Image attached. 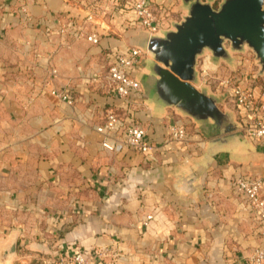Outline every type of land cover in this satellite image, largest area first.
<instances>
[{
  "label": "crops",
  "instance_id": "crops-1",
  "mask_svg": "<svg viewBox=\"0 0 264 264\" xmlns=\"http://www.w3.org/2000/svg\"><path fill=\"white\" fill-rule=\"evenodd\" d=\"M81 3L0 0V223L11 231L2 239L44 264L78 251L104 264L101 250L120 264H249L262 226L237 181L261 180L264 197V141L246 135L247 149L208 153L190 117L156 109L142 89L121 97L108 69L133 47L134 15L109 6L123 18L88 21L83 32L99 34L91 43L76 32L91 8ZM110 113L123 122L111 141L137 123L151 147L105 148L97 128ZM170 123L185 129L181 140Z\"/></svg>",
  "mask_w": 264,
  "mask_h": 264
},
{
  "label": "water",
  "instance_id": "water-1",
  "mask_svg": "<svg viewBox=\"0 0 264 264\" xmlns=\"http://www.w3.org/2000/svg\"><path fill=\"white\" fill-rule=\"evenodd\" d=\"M165 0H158V3ZM181 0L186 10L183 19L173 28L149 34L137 29L132 45L148 54L143 72L136 79L144 98L158 110L174 107L190 117L208 138V153L227 151L252 144L243 132L245 120L234 112L221 109L223 96L213 93L207 85L197 86L200 56L208 55L217 64L231 60L232 51L250 47L256 54L260 72H264V0ZM230 42V48L225 42ZM193 184L195 177H188ZM13 239L0 254L6 263L17 252Z\"/></svg>",
  "mask_w": 264,
  "mask_h": 264
},
{
  "label": "built area",
  "instance_id": "built-area-1",
  "mask_svg": "<svg viewBox=\"0 0 264 264\" xmlns=\"http://www.w3.org/2000/svg\"><path fill=\"white\" fill-rule=\"evenodd\" d=\"M115 1L113 0V3ZM116 3H114L115 5ZM111 6L110 4L106 6ZM116 7V6H115ZM121 7L126 12H132L135 18V24L137 29H143L149 34L158 33L161 29H165V12L168 8L166 1L162 3L154 4L151 0H124ZM99 9H93L91 6L90 11L87 13V17L84 19L83 25L79 28V31L86 30L87 24H89L93 18L98 17L100 13ZM90 21V22H88ZM91 24V23H90ZM84 36L91 43L99 42V34L95 31H85ZM143 52L136 48L131 47L128 53L120 54L116 60L110 65L108 69V77L112 83L116 93L121 97H128L133 91H141L140 82L133 77L131 70L140 64ZM233 95L235 97L236 106L241 117L245 119V125L243 132L248 137L264 141V91L256 92L253 89L244 87L240 84L233 86ZM58 98L68 100V97L64 91L53 89L51 92ZM70 102V101H69ZM123 128V122L115 113L107 115L106 123L98 127V131L105 134V138L102 140V145L110 150L115 149L121 142H125L136 149L146 152L151 145L145 140V129L137 124L131 123L124 126L126 132L125 138L121 141H111L109 139V133L118 131ZM169 136L172 139L181 140L185 136V129L183 126L170 123L168 126ZM237 188L243 191L248 197L251 204L256 208L259 222L262 226V245L256 247L252 254L249 256V264H264V197L261 194L262 181L255 179L252 181H245L238 179ZM109 250L97 251L96 254L100 256L104 264H120L119 259L113 253L110 259L108 258ZM54 264H95L92 261L91 256L84 252L78 251L73 254L61 253L59 254Z\"/></svg>",
  "mask_w": 264,
  "mask_h": 264
},
{
  "label": "rangeland",
  "instance_id": "rangeland-1",
  "mask_svg": "<svg viewBox=\"0 0 264 264\" xmlns=\"http://www.w3.org/2000/svg\"><path fill=\"white\" fill-rule=\"evenodd\" d=\"M75 5L78 2H82L83 8L86 10L87 7L93 6V9H99L104 7L102 10H98L100 16H103L104 21H114L122 20L121 13L116 9H111L108 11L106 6L109 4L112 7L122 6L124 0H114L116 3L114 5L113 0H68ZM91 1V2H90ZM152 3L157 4L158 0H151ZM168 3V8L165 12L164 18L166 20L165 27L173 28V23L181 21L183 19V14L186 10L181 7V0H165ZM219 1L217 0L214 5L217 6ZM69 3V2H68ZM162 3V2H161ZM74 5L72 7H74ZM76 7V6H75ZM72 9H69V13ZM126 12V11H125ZM128 12V11H127ZM74 14V12H73ZM76 18V17H73ZM104 21H101L104 22ZM91 25V24H90ZM105 28L107 26L104 24ZM117 28V26H116ZM225 46L230 48V42L226 41ZM148 54L143 52L144 59ZM197 69L199 71V83L197 86L207 85L213 93H219L223 96V102L220 105L223 110H230L236 114L237 106L235 97L233 95V86L238 84L253 89L256 92L264 91V72H260V65L257 61L256 54L250 47H245L243 51H232L231 60H220L217 64L213 63L208 55L200 56L197 62ZM238 115V113H237ZM7 216V215H6ZM9 221V220H8ZM3 224L0 223V254L8 243L2 239L3 235L10 236L8 227H2ZM32 252L38 253V250L27 248V246H19L17 252L11 256V258L6 262L7 264H44L42 260H39V256L31 255ZM1 258V257H0ZM53 259V257H50ZM2 261L0 260V263ZM45 264H53L45 263Z\"/></svg>",
  "mask_w": 264,
  "mask_h": 264
}]
</instances>
